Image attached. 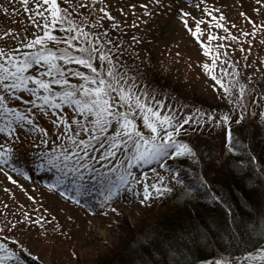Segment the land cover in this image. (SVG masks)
I'll return each instance as SVG.
<instances>
[{"label": "snow or ice", "instance_id": "snow-or-ice-1", "mask_svg": "<svg viewBox=\"0 0 264 264\" xmlns=\"http://www.w3.org/2000/svg\"><path fill=\"white\" fill-rule=\"evenodd\" d=\"M156 2L159 3V0ZM20 3L23 11L29 14L28 22L34 31L17 40L14 48H0V140H3L0 143V173L12 184L17 181L10 173L29 178L28 172L18 167L20 159L16 146L30 138V146L35 150L38 137L40 150L33 151L31 162L38 171L44 168L54 171L52 181L46 183L49 191L58 192L66 201L80 205L81 198L98 185L104 189L100 192L101 206L107 205L108 210L116 213L117 209L112 207L113 197L124 188L131 191L133 185L142 186L141 205L153 197L159 198L173 192L165 175H160L149 184L144 182L147 177L143 172L138 180L132 168L169 157L194 159V147L184 139L194 129L185 128V125L203 127L206 118L208 124L223 129V148L228 153L245 147L233 135L232 125H240L248 118L249 109L244 97L252 91L248 87L251 79L247 84L241 83L234 65L231 72L222 66L224 63L231 65V60H221L219 53L212 51L211 45L201 40L198 35L201 21L190 26L188 12L180 9L179 19L196 39L204 55L211 57V63L202 65L203 71L214 82V90H220L222 98L236 109V117L224 112L217 118L214 112L193 109L197 118L185 114L177 119L176 110L162 112L165 101L156 99L154 92L143 87L137 90L135 83L128 82V72L112 54L116 46L106 51L104 45L110 41L90 31L99 21L93 19L90 22L87 15L77 19L80 15L78 10L83 9L84 4L78 0L76 3L72 0H20ZM94 3L95 0H92ZM257 3L264 4V0H257ZM204 11L212 15L207 7ZM99 12L109 20L113 19L106 7H101ZM240 15L251 25L253 36L258 29L264 31V22L257 24L244 12ZM223 20V15L213 16L209 23H214L216 28H224ZM117 23L111 26L114 28ZM12 31L10 28L0 35L7 36ZM104 31L107 32V29ZM240 35L247 37L248 33L242 32ZM216 38L211 32L208 33L209 41ZM229 38L238 39L231 33ZM248 42L251 43L250 40ZM97 60L99 66L95 63ZM217 60H220L222 76L215 72ZM251 103H260V107L252 113V122L255 123L258 114L259 125L264 127V89L256 93ZM65 108L70 109L71 114L65 112ZM44 117L50 121L51 130L58 133L51 146L49 129L40 123ZM137 117L143 130L138 127ZM118 152L123 159L118 157ZM109 158H113L114 162ZM255 161L256 157L251 156L250 162L254 164ZM159 167L165 172H172L164 163H160ZM259 171L264 182V169ZM170 179L183 184L174 172ZM89 180L94 183L89 185ZM198 183L206 190L209 200L219 199L207 187L204 178H198ZM185 192L190 198L195 195L191 188H186ZM28 198L33 199L31 196ZM84 207L91 211L87 204ZM44 212L48 213V209H44ZM11 223L13 227L22 224L25 228L37 229V235L41 238L49 234L45 227L49 221L44 215L33 219L31 214L23 213L20 221L13 220ZM60 228V225L51 227V232L58 233ZM5 240L11 241L12 246ZM14 249L26 253L33 261L38 259L27 246L8 235L0 239V264H24L21 255ZM71 254L76 256L75 251ZM200 264H208V261ZM213 264H264V246L255 251H245L238 258L221 257Z\"/></svg>", "mask_w": 264, "mask_h": 264}, {"label": "rangeland", "instance_id": "rangeland-1", "mask_svg": "<svg viewBox=\"0 0 264 264\" xmlns=\"http://www.w3.org/2000/svg\"><path fill=\"white\" fill-rule=\"evenodd\" d=\"M72 2L76 3L77 0ZM78 2L85 5L84 0ZM87 5L92 6L78 10L80 15L77 19L87 15L90 22L93 19L99 21L98 26L93 25L90 31L98 33L101 39L110 41L104 45L106 51L112 49L113 45L116 46L112 54L119 65L128 72V82L135 83L137 90L143 87L149 92H154L156 99L165 101L166 108L176 110L177 119L185 114H192L194 119L197 118L193 109L214 112L217 118L224 112L236 117L238 116L236 109L227 99L222 98L221 91L214 92V82L203 71L202 65L209 59L204 55L196 39L183 26L179 19L180 9L190 14L187 17L189 25L193 26L196 21H201L199 25L201 39H205V44H210L211 49L219 53L221 60L232 62L231 65L224 63L222 66L231 72L234 65L238 69V79L241 83L247 84L251 79L248 87L252 91L244 97L245 105L249 109L248 118L240 125H232L233 135L246 146V133L239 138L237 131L252 124L250 128L258 138L256 140L254 138L255 143L249 145L251 151L264 141V127L259 125L258 114L255 123L251 119L252 113L260 107V103L252 104L251 100L264 88V31L258 29L253 36L251 25L240 15L244 12L255 23L264 22V4H258L257 0H159V3L156 0H96L94 4L91 2ZM101 7H106L113 17L112 20L99 12ZM205 7L212 13L211 16L205 13ZM220 15L224 16V20L221 21L224 28H216L214 23H209L213 16ZM28 16L29 14L23 11L20 0H0V34L8 32L10 28L13 29L7 36L0 35V45L3 48L6 45L13 48L17 40H21L22 35L33 33L34 29L28 22ZM114 22L118 23L113 28L111 25ZM104 29H107V32ZM209 32L217 38L209 41ZM242 32L248 33V36H241ZM229 33L238 39H230ZM221 37L223 39H220ZM95 63L99 66L98 60ZM220 67L218 60L216 68L219 71ZM222 75L220 72L218 76ZM64 111L71 114L70 109ZM137 122L139 128L143 130L142 123L139 120ZM40 123L49 129L48 140L51 146L58 133L51 130L47 117L41 119ZM184 127L194 129L184 138L190 142L197 140L201 146L203 152L200 157H203L204 172L209 177L220 170L227 174L226 168L230 167L233 168L232 173L239 175L237 171L242 168L254 173L250 158H245L247 155L245 147L235 153H228L223 148L221 127L208 124L206 118L203 127L196 125ZM38 140L37 137L38 147L35 150L30 146V138L23 140L22 145L16 146L20 159L18 167L28 172V179L18 173H10L17 181L16 184H12L0 173V239L11 235L38 256V259L33 261L26 253L14 249L28 264H116V258L118 260L120 253L127 249L139 228L154 223L171 207L170 201L161 203L162 200L141 205L132 200L135 195L143 194L140 185H133L131 191L124 188L122 193L119 192L113 197L112 207L117 209L116 213L110 210L103 213L101 199L91 190L87 196L81 198L80 205L66 201L58 192L49 191L46 187V183L52 181L54 171L48 168L38 171L31 162L33 151L40 150ZM2 142L3 140H0V143ZM204 150L209 153L206 154ZM170 158L153 161L150 164L153 166L135 170L133 174L140 180L139 174L143 172L148 180L152 173L159 169V164ZM240 160L244 164H241ZM172 163H175V159ZM228 171L231 173V169ZM195 174L197 176L195 178L198 179L203 173L201 171ZM162 175L169 177L168 181L173 184L170 174ZM250 177L253 178L252 175ZM172 187L182 188L179 184ZM177 193L179 194L178 191ZM29 196L33 199L30 200ZM85 204L91 211L84 207ZM44 209H48V213H45ZM23 213L31 214L33 219L38 215H44L49 221V224L45 225L49 234L41 238L37 235V229L25 228L22 224L13 227L11 222L20 221ZM56 225L61 226L60 231L52 233L51 227ZM4 242L12 246L11 241ZM262 246L264 242L259 247ZM73 251L76 252L75 257L71 254ZM241 255L243 254H231L225 259H234ZM216 259L206 261L213 264Z\"/></svg>", "mask_w": 264, "mask_h": 264}, {"label": "trees", "instance_id": "trees-1", "mask_svg": "<svg viewBox=\"0 0 264 264\" xmlns=\"http://www.w3.org/2000/svg\"><path fill=\"white\" fill-rule=\"evenodd\" d=\"M165 109L168 108L164 104L162 110ZM251 125L237 132L239 138L246 133L245 158L256 157L254 164L250 162L254 173L242 168L237 171L239 175L232 173L233 168L230 167L231 173L226 168L229 175L220 170L209 177L204 172L203 157H200L203 152L201 146L197 140L190 142L184 138L194 147L196 156L194 159L177 158L178 166L174 173L183 181V184H179L182 188H173L172 193L159 197V201L163 200L161 203L170 201L171 207L154 223L139 228L127 249L120 253L118 260L116 258V264H199L213 258L251 252L264 242V182L259 171L264 169V141L261 144L256 141L258 146L254 145L256 149L251 151L249 145L255 143L254 138H258ZM117 155L120 156L119 152ZM109 160L113 162V158ZM201 171L203 174L200 176L207 187L219 197L217 201L209 200L206 190L199 186L195 173ZM158 178L155 176L148 183ZM175 184L173 180L170 185ZM184 188H191L195 195L190 198Z\"/></svg>", "mask_w": 264, "mask_h": 264}]
</instances>
